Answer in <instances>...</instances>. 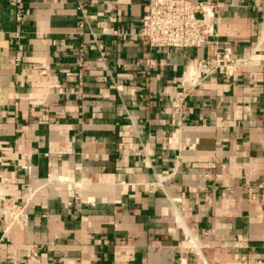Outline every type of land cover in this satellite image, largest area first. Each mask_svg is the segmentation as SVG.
Wrapping results in <instances>:
<instances>
[{
    "label": "crops",
    "instance_id": "1",
    "mask_svg": "<svg viewBox=\"0 0 264 264\" xmlns=\"http://www.w3.org/2000/svg\"><path fill=\"white\" fill-rule=\"evenodd\" d=\"M191 1L218 5L211 43L104 37L102 74L90 28L137 29L146 0H24L21 21L0 0V264H264V0ZM226 42L258 58L179 120L182 79Z\"/></svg>",
    "mask_w": 264,
    "mask_h": 264
},
{
    "label": "built area",
    "instance_id": "2",
    "mask_svg": "<svg viewBox=\"0 0 264 264\" xmlns=\"http://www.w3.org/2000/svg\"><path fill=\"white\" fill-rule=\"evenodd\" d=\"M24 0H9L11 6L17 9V19L22 20V10ZM79 10L83 15L82 25H91L92 20L97 19V15L87 13L83 4L79 2ZM218 5L211 2H193L191 0H146L142 22L139 28L124 31L120 28H103L95 31L92 27L90 32L93 36L92 47L96 51L95 61L100 72L109 70L108 51L103 41L104 37L115 38L123 42L139 40L144 47L152 49H199L212 42L215 36L214 18ZM91 45L81 46L82 57L89 54ZM216 45L218 43L216 42ZM255 53L245 55L242 58L233 56L229 42H226L223 49L217 47L215 56L200 59L181 81L180 91L171 100L175 110L174 115L179 120L185 113V103L189 95L202 83L217 72H222L226 76L233 75L240 67L249 60H256ZM17 60H20L18 57ZM79 65L86 68L87 64L81 58ZM145 65L152 66L151 60H147ZM181 125V122L179 121ZM25 206L21 204L8 208L7 213L13 223L25 224L27 214ZM241 260L246 261V256Z\"/></svg>",
    "mask_w": 264,
    "mask_h": 264
},
{
    "label": "bare ground",
    "instance_id": "3",
    "mask_svg": "<svg viewBox=\"0 0 264 264\" xmlns=\"http://www.w3.org/2000/svg\"><path fill=\"white\" fill-rule=\"evenodd\" d=\"M191 71H192V68L190 69V72H191ZM192 241H193V240H191V242H192ZM192 243H194V242H192ZM192 243H191V244H192ZM195 243H196V242H195ZM195 243H194V245L196 246L197 244H195ZM189 244H190V243H189ZM192 245H193V244H192Z\"/></svg>",
    "mask_w": 264,
    "mask_h": 264
}]
</instances>
